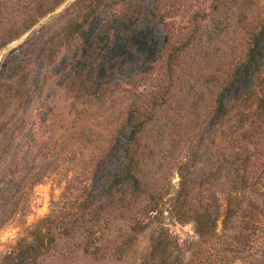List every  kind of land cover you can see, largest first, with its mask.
I'll return each mask as SVG.
<instances>
[{
    "label": "rangeland",
    "instance_id": "obj_1",
    "mask_svg": "<svg viewBox=\"0 0 264 264\" xmlns=\"http://www.w3.org/2000/svg\"><path fill=\"white\" fill-rule=\"evenodd\" d=\"M262 21L264 0H0V264L38 221L73 200L67 181L96 187L116 167L113 154L93 171L92 154L113 128L124 133L141 122L147 138L160 134L150 172L163 209L177 191L180 164L193 159L188 171L206 173L201 160H214L223 146L218 126L213 140L207 135L209 109ZM19 81V95L7 90ZM241 83L239 94L250 87L262 96L264 71ZM251 127L252 171L264 180V112ZM209 191L219 235L228 192L222 171ZM165 227L177 255L205 249L191 221L167 217ZM148 239L149 231L138 235V251ZM62 242L37 264H139L138 257L65 254Z\"/></svg>",
    "mask_w": 264,
    "mask_h": 264
},
{
    "label": "trees",
    "instance_id": "obj_2",
    "mask_svg": "<svg viewBox=\"0 0 264 264\" xmlns=\"http://www.w3.org/2000/svg\"><path fill=\"white\" fill-rule=\"evenodd\" d=\"M262 71L264 21L250 33L244 59L234 65L209 109L211 129L207 135L213 140L215 127L220 128V156L201 160L209 167L197 177L188 171L195 166L193 159L180 164L177 191L166 209L163 193L152 182L150 172L160 134H155L154 140L147 138L141 122H135L124 133L113 128L92 154L93 171L104 169L105 160L113 154L118 155L116 167L102 175L96 187L82 180L67 181L64 189L76 192L73 200L38 221L28 236L20 238L12 252L3 257L2 264H37L46 249L60 241L65 244V254L77 252L94 260L138 257L139 264H232L245 259L264 264V245H258V238L264 235H256L264 234V226H260L264 222V180L252 171L254 142L250 135L254 116L264 112V93L255 96L247 87L239 94L241 82ZM21 85L20 81L14 82L7 90L17 94ZM253 100L255 106L250 110ZM202 132L197 134L201 136ZM146 140L151 144L147 145ZM219 171L228 192L222 229L217 235L214 230L218 205L209 190ZM201 199L210 200L212 205ZM167 217L177 222L191 221L196 245H205V249L190 250L186 258L174 253L175 240L165 227ZM144 231H149L148 244L144 251H138L137 237ZM57 252L63 253L60 249Z\"/></svg>",
    "mask_w": 264,
    "mask_h": 264
}]
</instances>
